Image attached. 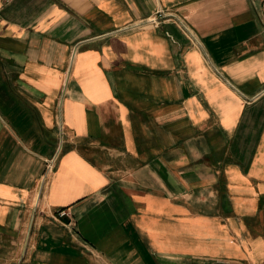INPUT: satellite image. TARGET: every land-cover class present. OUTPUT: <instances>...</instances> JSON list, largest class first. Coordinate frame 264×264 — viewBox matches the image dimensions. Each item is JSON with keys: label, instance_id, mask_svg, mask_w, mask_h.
I'll return each mask as SVG.
<instances>
[{"label": "crops", "instance_id": "0c3cea01", "mask_svg": "<svg viewBox=\"0 0 264 264\" xmlns=\"http://www.w3.org/2000/svg\"><path fill=\"white\" fill-rule=\"evenodd\" d=\"M0 264H264L259 0H0Z\"/></svg>", "mask_w": 264, "mask_h": 264}, {"label": "built area", "instance_id": "2783aa9c", "mask_svg": "<svg viewBox=\"0 0 264 264\" xmlns=\"http://www.w3.org/2000/svg\"><path fill=\"white\" fill-rule=\"evenodd\" d=\"M259 1L261 3V6L264 8V0H259ZM155 20H157L156 17H154L153 21H155ZM55 159H56V156H54L53 158H51L50 160L47 161L45 173H44L43 177H46V175L52 171ZM59 213L63 214L64 211H60Z\"/></svg>", "mask_w": 264, "mask_h": 264}]
</instances>
